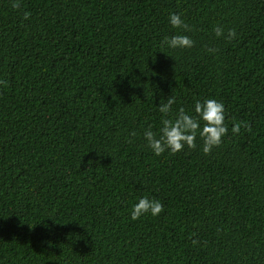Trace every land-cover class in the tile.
Returning <instances> with one entry per match:
<instances>
[{
    "label": "trees",
    "instance_id": "1",
    "mask_svg": "<svg viewBox=\"0 0 264 264\" xmlns=\"http://www.w3.org/2000/svg\"><path fill=\"white\" fill-rule=\"evenodd\" d=\"M169 96L222 101L221 144L154 155ZM0 264H264V0H0Z\"/></svg>",
    "mask_w": 264,
    "mask_h": 264
},
{
    "label": "clouds",
    "instance_id": "2",
    "mask_svg": "<svg viewBox=\"0 0 264 264\" xmlns=\"http://www.w3.org/2000/svg\"><path fill=\"white\" fill-rule=\"evenodd\" d=\"M13 7H19V3L14 2ZM28 15L29 13L25 12L24 18L27 19ZM168 22L173 28L190 30L179 12H169ZM213 31L217 38L224 37L225 40H232L236 37L235 29L228 28L225 34V29L221 25L214 27ZM160 45L168 49H189L193 47L194 41L188 35L177 34L164 36ZM208 51L215 52L216 49ZM175 103H177L176 98L169 96L164 103L158 105L161 119L157 131H153L151 125L143 130L142 135L146 146L154 155L160 156L165 151L174 154L185 147L194 148L197 137L203 142L201 151L205 154L221 144L222 138L229 130L225 123V105L222 101L215 98L196 100L191 113L180 107L176 110L174 117L169 118ZM232 131L237 132L238 126H233ZM136 135L134 131L129 133L130 137ZM162 210L163 205L158 199L142 195L132 204L130 219L136 220L145 215L156 217Z\"/></svg>",
    "mask_w": 264,
    "mask_h": 264
}]
</instances>
